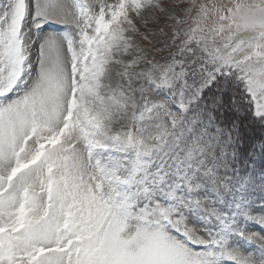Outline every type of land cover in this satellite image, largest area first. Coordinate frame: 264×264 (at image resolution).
Returning a JSON list of instances; mask_svg holds the SVG:
<instances>
[{"label": "snow or ice", "instance_id": "6c2138e0", "mask_svg": "<svg viewBox=\"0 0 264 264\" xmlns=\"http://www.w3.org/2000/svg\"><path fill=\"white\" fill-rule=\"evenodd\" d=\"M245 122L264 0H0V264H264Z\"/></svg>", "mask_w": 264, "mask_h": 264}, {"label": "rangeland", "instance_id": "374dc122", "mask_svg": "<svg viewBox=\"0 0 264 264\" xmlns=\"http://www.w3.org/2000/svg\"><path fill=\"white\" fill-rule=\"evenodd\" d=\"M47 30H58V27L56 25H53L51 28H49ZM148 30L149 29H143L142 28V31H148ZM246 125H248V127L252 129L251 126H253V125H249L248 123ZM248 127L244 126L241 131L243 132V129L245 130ZM245 135H247V134L243 135L244 140H243L242 145H241L242 153L244 154L243 158L247 159L249 161L248 162L249 171H251L252 169H255L256 175H257V177H259L260 168L262 166H264V160L261 159L260 152H259V141H260V139H258V137H256L255 134H252L250 137V140L248 141V140H246ZM260 136L264 137V129H262ZM253 147H255V149H256L254 156L251 155L253 152ZM260 207H261L260 201L258 198H256L254 208L256 211H259ZM248 231L258 232L261 235H264V231H262L261 226L254 224V223H250L248 225ZM237 244L240 246L241 250L245 251L246 253H253L256 255L259 254L258 250H257V246L255 244H249V243L245 242L244 240H238Z\"/></svg>", "mask_w": 264, "mask_h": 264}, {"label": "trees", "instance_id": "16d2710c", "mask_svg": "<svg viewBox=\"0 0 264 264\" xmlns=\"http://www.w3.org/2000/svg\"><path fill=\"white\" fill-rule=\"evenodd\" d=\"M247 124V122H245V126H247L248 127V125H246ZM252 127V129L251 128H247V129H243V132H242V134L244 135V134H247V135H245V138H246V140H250V137H251V135L252 134H255V136L256 137H258V139H260L261 138V136H260V133L262 132V129H261V127H259V125L258 124H256V125H253V126H251ZM247 132V133H246Z\"/></svg>", "mask_w": 264, "mask_h": 264}]
</instances>
